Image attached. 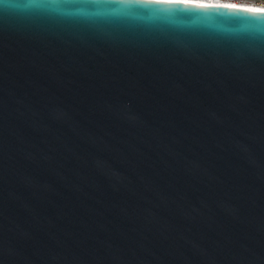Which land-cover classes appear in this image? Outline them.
Here are the masks:
<instances>
[{"label":"water","instance_id":"95a60500","mask_svg":"<svg viewBox=\"0 0 264 264\" xmlns=\"http://www.w3.org/2000/svg\"><path fill=\"white\" fill-rule=\"evenodd\" d=\"M129 2L0 0V264H264V10Z\"/></svg>","mask_w":264,"mask_h":264},{"label":"bare ground","instance_id":"6f19581e","mask_svg":"<svg viewBox=\"0 0 264 264\" xmlns=\"http://www.w3.org/2000/svg\"><path fill=\"white\" fill-rule=\"evenodd\" d=\"M177 1H189V2H199V3H210V4H221V5H233L242 6L249 8H256L264 10V6L255 5L247 1H233V0H177Z\"/></svg>","mask_w":264,"mask_h":264},{"label":"snow or ice","instance_id":"6c2138e0","mask_svg":"<svg viewBox=\"0 0 264 264\" xmlns=\"http://www.w3.org/2000/svg\"><path fill=\"white\" fill-rule=\"evenodd\" d=\"M129 4H140V5H153L151 3H145L142 2V0H130ZM122 5H126V4H122ZM163 8H167V9H172V8H176V9H183V10H195L193 8H189V7H163ZM200 12H204V11H200ZM232 14H236L240 17H244V18H250L252 20H256V21H264V15H246V14H242V13H237V12H233Z\"/></svg>","mask_w":264,"mask_h":264},{"label":"built area","instance_id":"2783aa9c","mask_svg":"<svg viewBox=\"0 0 264 264\" xmlns=\"http://www.w3.org/2000/svg\"><path fill=\"white\" fill-rule=\"evenodd\" d=\"M233 1H247L255 5H262L264 6V0H233Z\"/></svg>","mask_w":264,"mask_h":264}]
</instances>
